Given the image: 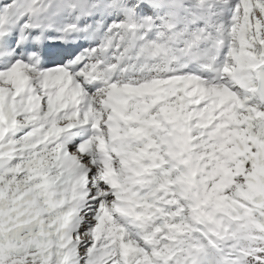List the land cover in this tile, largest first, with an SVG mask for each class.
<instances>
[{"label":"snow or ice","instance_id":"snow-or-ice-1","mask_svg":"<svg viewBox=\"0 0 264 264\" xmlns=\"http://www.w3.org/2000/svg\"><path fill=\"white\" fill-rule=\"evenodd\" d=\"M0 264H264V0H0Z\"/></svg>","mask_w":264,"mask_h":264}]
</instances>
